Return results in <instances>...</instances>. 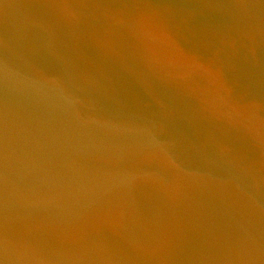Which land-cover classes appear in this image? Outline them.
I'll list each match as a JSON object with an SVG mask.
<instances>
[{"label": "water", "instance_id": "1", "mask_svg": "<svg viewBox=\"0 0 264 264\" xmlns=\"http://www.w3.org/2000/svg\"><path fill=\"white\" fill-rule=\"evenodd\" d=\"M0 264H264V0H0Z\"/></svg>", "mask_w": 264, "mask_h": 264}]
</instances>
